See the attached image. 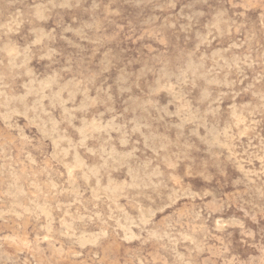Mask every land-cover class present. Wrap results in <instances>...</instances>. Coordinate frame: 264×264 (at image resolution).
Masks as SVG:
<instances>
[{
    "label": "rangeland",
    "instance_id": "374dc122",
    "mask_svg": "<svg viewBox=\"0 0 264 264\" xmlns=\"http://www.w3.org/2000/svg\"><path fill=\"white\" fill-rule=\"evenodd\" d=\"M0 264H264V0H0Z\"/></svg>",
    "mask_w": 264,
    "mask_h": 264
},
{
    "label": "bare ground",
    "instance_id": "6f19581e",
    "mask_svg": "<svg viewBox=\"0 0 264 264\" xmlns=\"http://www.w3.org/2000/svg\"><path fill=\"white\" fill-rule=\"evenodd\" d=\"M218 19V18H217ZM213 22V21H212ZM222 25V24H221ZM214 26V25H213ZM212 26V27H213ZM220 26V25H219ZM168 27V26H167ZM222 27V26H221ZM229 27V26H228ZM217 28V27H216ZM218 31V30H217ZM237 56V55H236ZM214 60V59H213ZM218 61V60H217ZM225 61V60H224ZM237 61V60H236ZM219 62V61H218ZM189 66V65H188ZM224 67V66H223ZM229 67V66H228ZM191 70V69H190ZM193 72V71H192ZM195 73V72H194ZM206 73V72H205ZM197 74V73H196ZM229 75V74H228ZM202 77V76H201ZM224 77V76H223ZM214 79V78H213ZM227 79V78H226ZM226 82V81H225ZM209 86V85H208ZM205 87V86H204ZM205 94V93H204ZM211 97V96H210ZM262 97V96H261ZM234 107V106H233ZM235 109H236V107H234ZM244 108V107H243ZM242 108V109H243ZM231 111V110H230ZM235 111V110H234ZM242 111V110H241ZM233 113H235V112H233ZM238 115V114H237ZM236 115V116H237ZM253 115V114H252ZM245 120V119H244ZM238 121V120H237ZM236 122V121H235ZM239 124H240V122H239ZM249 130V129H248ZM244 133H245V131H244ZM261 137V136H260ZM260 151V150H259ZM175 156V155H174ZM261 158V157H260ZM241 164V163H240ZM262 167V166H261ZM15 170V169H14ZM259 172V171H258ZM259 177V176H258ZM48 213V212H47Z\"/></svg>",
    "mask_w": 264,
    "mask_h": 264
}]
</instances>
